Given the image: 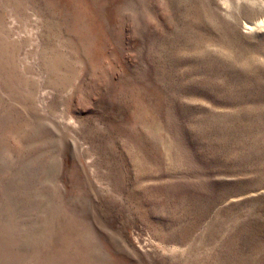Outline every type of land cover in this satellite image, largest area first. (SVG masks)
<instances>
[{
    "label": "rangeland",
    "instance_id": "374dc122",
    "mask_svg": "<svg viewBox=\"0 0 264 264\" xmlns=\"http://www.w3.org/2000/svg\"><path fill=\"white\" fill-rule=\"evenodd\" d=\"M0 264H264V0H0Z\"/></svg>",
    "mask_w": 264,
    "mask_h": 264
}]
</instances>
